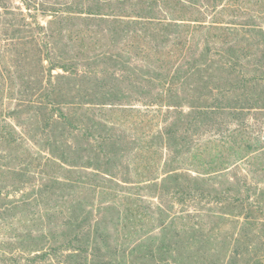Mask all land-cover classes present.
Masks as SVG:
<instances>
[{
  "label": "trees",
  "instance_id": "1",
  "mask_svg": "<svg viewBox=\"0 0 264 264\" xmlns=\"http://www.w3.org/2000/svg\"><path fill=\"white\" fill-rule=\"evenodd\" d=\"M37 5L13 25L0 264H203L206 211L264 249V0Z\"/></svg>",
  "mask_w": 264,
  "mask_h": 264
},
{
  "label": "rangeland",
  "instance_id": "2",
  "mask_svg": "<svg viewBox=\"0 0 264 264\" xmlns=\"http://www.w3.org/2000/svg\"><path fill=\"white\" fill-rule=\"evenodd\" d=\"M29 1L32 4L31 11L27 9V6L22 0H0V88L4 83V87L7 88L4 95H0V126L6 122H9V124L15 127L17 125V121L11 118V115L9 114L14 108H19L21 104L19 100H21L22 96L21 90H23L19 78V75L22 74V67L16 66V62H14L16 55L15 52L12 51L17 42V38L13 37V25L20 22L19 20L21 19L24 20L21 22L23 25H30V23L32 24L34 22L33 16L35 15L36 10L41 8L37 5L41 3V0ZM34 4L35 7H33ZM21 12H24L26 18L22 17ZM37 15L39 22L45 24L46 18L41 11H38ZM32 72H37L36 67L32 66ZM1 74H4L6 77L3 81ZM10 94H14L13 99H9ZM32 113L33 111H31L30 114H23L22 117L25 119L31 118ZM16 128L19 134L25 130L22 127ZM4 180L11 183L12 177L4 178ZM20 195V193L9 194L8 196L3 195V201L17 200L20 198ZM2 210H4V208H2ZM212 210L219 211L216 206H214ZM221 215L225 216L224 214ZM203 217V221H207L204 226L206 232L212 227H219L217 232L214 233L213 242H210L208 245L209 251L207 259L203 261V264H249V258L262 254L264 250L262 237L258 235V232L251 231L248 225L243 226V221L238 222V218L227 216L228 221L219 226L218 224L221 220L216 219L208 211L203 213ZM8 218L9 216L5 219L0 217V251L5 244V233L9 231L6 223ZM230 259H232V262H230Z\"/></svg>",
  "mask_w": 264,
  "mask_h": 264
}]
</instances>
